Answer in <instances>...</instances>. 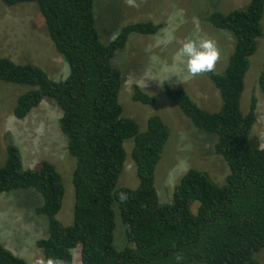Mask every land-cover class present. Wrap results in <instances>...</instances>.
<instances>
[{"label":"trees","instance_id":"16d2710c","mask_svg":"<svg viewBox=\"0 0 264 264\" xmlns=\"http://www.w3.org/2000/svg\"><path fill=\"white\" fill-rule=\"evenodd\" d=\"M0 1L9 8L33 3L55 53L68 68L63 80L54 81L32 63L3 56L0 46V81L29 86L16 98L12 115L22 120L43 100L54 102L61 111L59 128L66 150L74 159L73 219L63 225L57 215L64 185L55 166L43 161L27 169L11 137L0 139V150L6 153L0 166V195L26 190L39 195L41 204L33 213L46 220L47 236L35 242L42 257L73 264L72 250L78 249L79 264H261L256 253L264 250V148L248 144L257 100L251 97L246 113L240 100L250 58L264 34V0L208 15L209 26L231 33L235 40L223 72L209 73L220 96L218 111H205L185 90L163 85L166 98L194 128L216 137L213 153L227 169L221 184L201 168L189 169L169 203L158 197L154 172L170 128L153 114L141 132L133 119L123 116L119 95L124 76L114 63L131 35L153 36L164 25L129 23L104 43L96 25L97 0ZM257 84L264 94V64ZM131 99L145 105L155 102L138 86L132 87ZM128 139L134 145L131 156L139 182L135 189L116 187ZM121 192L127 194L123 202ZM196 202L194 213L191 207ZM0 264L31 263L0 243Z\"/></svg>","mask_w":264,"mask_h":264},{"label":"rangeland","instance_id":"374dc122","mask_svg":"<svg viewBox=\"0 0 264 264\" xmlns=\"http://www.w3.org/2000/svg\"><path fill=\"white\" fill-rule=\"evenodd\" d=\"M96 25L100 40H113L121 27L135 22L150 21L164 27L155 36L131 35L123 51L114 63L123 72V85L119 102L123 116L133 119L141 132L145 131L147 119L156 114L170 128V134L154 172V185L162 203H169L181 177L191 168H201L219 184L227 169L221 157L213 154V139L194 128L165 96L163 85L185 90L196 104L205 111L216 112L220 108V96L209 73L194 78L176 81L170 78L162 85V76L167 70L176 74L182 65L176 53L185 38L200 35L213 39L220 49L221 58L214 73H222L231 55L235 40L231 33L209 26L206 23L211 11L228 13L245 8L249 0H97ZM2 5V6H1ZM33 3L7 7L0 1V46L1 54L16 63H32L40 67L49 79L63 80L68 68L62 57L54 51L52 42L45 34L41 17ZM98 5V2L97 4ZM264 31V13L261 19ZM37 31V32H35ZM41 41V42H40ZM264 64V34L257 40V49L250 58L245 86L240 100L243 113L248 112L250 100L255 96L256 122L251 130L249 145L264 148V94L258 88V76ZM138 86L155 99L153 105H145L131 99L132 87ZM29 89L0 81V139L8 135L18 145L23 166L37 168L43 162L52 163L64 185L62 207L57 217L63 225L72 223L73 186L71 173L74 159L66 150V138L59 128L61 111L50 100H43L24 119L12 115L16 98ZM133 140L124 141L126 158L116 187L137 188L136 166L132 159ZM4 153V154H3ZM0 150V166L6 158ZM38 194L32 190L0 195V243L17 256L31 264L42 255L35 242L47 236L46 220L35 215L33 209L40 205ZM198 203L191 210L195 213ZM117 211V208L115 207ZM121 229L116 233V245L122 246ZM79 248V247H77ZM73 264H79L78 249L72 250ZM43 258V257H42ZM264 264V250L256 253Z\"/></svg>","mask_w":264,"mask_h":264},{"label":"clouds","instance_id":"9594fccd","mask_svg":"<svg viewBox=\"0 0 264 264\" xmlns=\"http://www.w3.org/2000/svg\"><path fill=\"white\" fill-rule=\"evenodd\" d=\"M95 8H96V5H95ZM157 24H160V23H157ZM159 33L160 31L157 34ZM220 58H221L220 49L218 48L216 42L213 39L200 36V35H193V36L187 37L182 42L181 46L178 48L177 53H176V59L182 65V68L180 69L178 73L172 74L171 72L167 70V66H166L165 71L162 76L161 85L172 77H175L176 81L180 82L183 79L194 78L202 74L212 73L216 67L217 62L220 60ZM213 155L215 156V154ZM37 197L40 199L39 195ZM126 199H127V194L121 192L119 194V200L123 202ZM40 202H41V199H40ZM35 264H63V261L58 258L47 257V258H41V259L36 260Z\"/></svg>","mask_w":264,"mask_h":264}]
</instances>
